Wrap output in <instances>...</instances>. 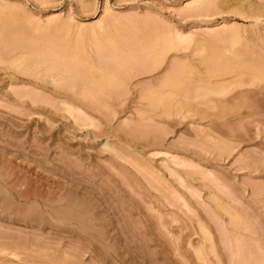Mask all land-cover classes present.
<instances>
[{
	"label": "rangeland",
	"instance_id": "1",
	"mask_svg": "<svg viewBox=\"0 0 264 264\" xmlns=\"http://www.w3.org/2000/svg\"><path fill=\"white\" fill-rule=\"evenodd\" d=\"M0 4V264H264V0Z\"/></svg>",
	"mask_w": 264,
	"mask_h": 264
},
{
	"label": "bare ground",
	"instance_id": "2",
	"mask_svg": "<svg viewBox=\"0 0 264 264\" xmlns=\"http://www.w3.org/2000/svg\"><path fill=\"white\" fill-rule=\"evenodd\" d=\"M212 1L214 2V0H212ZM216 1H217V0H215V2H216ZM209 2H211V1H209ZM198 3H199V2H198ZM187 4H188V5H191V4H189V3H187ZM192 4H193V3H192ZM196 4H197V3H195L194 5H196ZM0 7H1V4H0ZM3 10H4V9H3ZM5 10H6V9H5ZM10 12H11V11H10ZM10 12H9V13H10ZM15 29H16V28H15ZM228 29H229V28H228ZM211 30H212V29H211ZM11 31H13V30L11 29L9 32H11ZM15 31H17V30H15ZM15 31H14V33H15ZM9 32H8V33H9ZM229 32H230V31H229ZM9 34H10V33H9ZM239 34H240V33H239ZM239 34H238V32H236V31L234 30V31H232L229 35L231 36V39H233V41H234V40L238 41V38H240V37H239ZM11 35H12V34H11ZM229 35H228V36H229ZM18 60H20V59H18ZM18 62H19V61H18ZM173 81H174V80H173ZM27 95H28V94H27ZM29 95H30V94H29ZM30 96H31V95H30ZM28 97H29V96H28ZM31 98H32V97H31ZM32 99H33V98H32ZM33 100H34V99H33ZM67 105L69 106V104H67ZM71 107H72V106H71ZM73 107H75V106H73ZM67 108H68V107H67ZM70 109H71V110H69V112H71V113L73 114L74 111L72 112V110L75 109V108H73V109L70 108ZM75 110H77V108H76ZM79 111H80V110H79ZM81 112H82V111H81ZM71 113H70V114H71ZM83 113H84V112H83ZM72 114H71V116H72ZM106 147H107V146H106ZM0 149H1V148H0ZM3 170H5V169L3 168L2 171H3ZM15 173L17 174L18 171L15 172ZM13 174H14V173H13ZM22 176H23V175H22ZM15 178H16V177H15ZM7 179H9V177H6V176H5V173H3V172L0 171V183H3V184H4V183L9 184V183L11 182V180L9 181V180H7ZM12 180H14V177L12 178ZM19 180H20V179H19ZM18 182H19V181H18ZM18 182H17L16 184H14V185L12 184V185H13L12 187H13L14 189L17 188V189H16V192H18L17 194H19V197H20L21 199H26L25 193H26V192H29V191H25V190H24V184H19ZM7 186H8V185H7ZM2 187H3V186H2ZM5 187H6V186H5ZM5 187H4V188H5ZM12 187H11V188H12ZM30 187H31V186H30ZM30 187H29V188H30ZM32 187H33V186H32ZM4 188H3V189H4ZM7 189H8V188H7ZM25 189H26V188H25ZM5 190H6V189H5ZM31 190H32V188H30V191H31ZM0 191H1V190H0ZM1 192H2V191H1ZM26 194H27V193H26ZM29 194H31V192H29ZM65 201H66V200H65ZM48 202H49V201H48ZM79 204H80V203H79ZM68 210H69V209H68ZM28 211H29V210H28ZM71 212H72V211H71ZM71 212H70V213H71ZM73 212H74V211H73ZM68 214H69V213H68ZM71 214H72V213H71ZM65 216H66V215H65ZM74 216H75V215H74ZM80 216H81V215H80ZM63 218H64V217H63ZM66 218H67V217H66ZM77 218H79V216H78ZM73 219H74V218H73ZM75 219H76V218H75ZM79 219H81V218H79ZM68 220H69V217H68Z\"/></svg>",
	"mask_w": 264,
	"mask_h": 264
}]
</instances>
